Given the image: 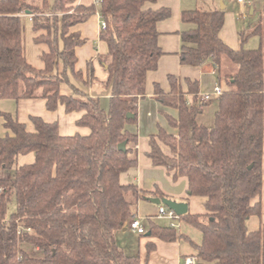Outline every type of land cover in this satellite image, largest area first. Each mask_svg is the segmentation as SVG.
I'll return each instance as SVG.
<instances>
[{
    "label": "trees",
    "instance_id": "1",
    "mask_svg": "<svg viewBox=\"0 0 264 264\" xmlns=\"http://www.w3.org/2000/svg\"><path fill=\"white\" fill-rule=\"evenodd\" d=\"M157 1L97 0L85 6L77 0H0V101L40 99L50 112H82L75 124L89 130L62 136L56 122L31 116L28 131L11 114L0 113L6 130L0 135V264H147V257L125 253L117 234L134 218L140 200L167 198L157 186L144 190L120 181L138 162V136L126 127L137 122L147 74L163 54L156 26L171 12L145 7ZM97 10L106 25L99 39L107 46L101 59L110 90L107 111L68 76L70 71L84 86L95 80L90 64L86 80L75 72V49L85 39L73 29ZM24 15L34 43L47 47L39 56L42 69L23 53ZM180 20L189 26L180 36V65L211 60L222 92L208 127L200 119L205 105L198 103L197 80L168 75L167 92L154 84L153 98L178 113L177 119L167 116L176 133L158 127L147 138L145 155L174 182L185 179L187 197L204 199L203 213L179 217L200 233L201 243L151 220L147 237L187 242L196 264H264V225L247 229L251 217L262 215L264 41L257 50L243 48L247 37L264 34V1L251 31L239 32L238 49L220 37L223 10H186ZM63 84L72 95L60 93ZM28 154L33 161L18 165V157ZM12 199L16 210L7 216ZM145 249L148 256L155 243L148 241Z\"/></svg>",
    "mask_w": 264,
    "mask_h": 264
},
{
    "label": "crops",
    "instance_id": "2",
    "mask_svg": "<svg viewBox=\"0 0 264 264\" xmlns=\"http://www.w3.org/2000/svg\"><path fill=\"white\" fill-rule=\"evenodd\" d=\"M78 4L89 6L91 4L97 5V0H77ZM252 3V2H251ZM249 6V14L252 15L254 12L252 5ZM146 8L159 9L168 8L171 12L169 18L162 20L157 23L158 31V45L162 50L163 54L159 58L158 66L155 71L149 72L146 77V96L140 99L138 102L137 117L139 118V129L140 134H144L146 137L155 134L158 127L163 128L168 133L175 134L176 131L172 129L167 122V116L177 119L178 113L175 109L162 106L157 102L152 94L154 84H158L161 89L165 92L169 90L167 76L174 75L181 80L191 79L197 80L199 83V94L204 92H211L213 88L217 85L215 78V66L211 60H207L199 67L182 66L179 63V51L181 46V32L186 30V24H183L180 20V12L184 10L180 7L176 0H159L153 4L145 5ZM245 7V6H244ZM214 10V9H212ZM250 10L251 13H250ZM102 22L101 16L97 12L92 15L86 22L77 25L73 30L77 31L81 38L85 39V44L75 49V56L77 62L75 65V72H80L83 80L87 78V68L90 64L93 68V74L95 80L89 86H84L81 82L75 80L68 71L69 81L71 85L77 89L85 92L90 97L98 98L100 102V107L107 111L109 106L110 90L106 89L104 86V81L106 80L107 74L101 64V59H103L107 54L106 44L99 39L100 24ZM187 26V25H186ZM224 28V24H223ZM222 28L220 32V37L223 42L232 49H238L235 45V41L232 43L225 37L224 29ZM62 89L60 87V93L63 95H72L71 88L66 85ZM217 105V100L214 102ZM209 105L203 107L201 121H203L206 113L205 109ZM0 113H9L19 122L24 123L28 131H33V126L29 121L31 116L40 117L43 121L47 123L56 122L58 124L59 133L62 136H71L74 134L87 135L89 130L84 127H77L76 121L82 116V112H72L65 113L63 107H59L56 111L50 112L45 108V102L40 99H28V100H1L0 101ZM164 121V122H163ZM3 119L0 117V135H4L6 130L2 127ZM127 130L131 133H136L133 125H127ZM137 134V133H136ZM159 169L152 167L148 162L146 168L144 169V176L142 182L139 183V188L150 190L152 184L161 179L162 175ZM262 189H261V206L262 215L264 214V147H263V158H262ZM165 171V170H164ZM178 181V180H177ZM178 184L175 182V186H169L166 181L162 186L164 188L160 189L164 194L167 195V199L174 202H183L187 204L188 212L191 214H199L204 212L202 209H198L196 205L190 202V198L184 195L186 191L187 184L185 179L179 180ZM204 204V202H203ZM137 206V204H136ZM137 207H135L136 209ZM192 210V211H191ZM136 211H134L135 213ZM262 215L260 217L253 216L247 221V229L249 231L257 230L262 225ZM180 233L188 236L191 234L186 229H182V226L178 227ZM131 236V243L125 245L129 242L126 240L128 236ZM142 236V235H141ZM143 239L136 242L134 234L128 233L123 230L117 234V241L120 247L125 253L131 255H138L141 260L147 257V264H179V260L182 257L192 256L194 251L185 241L177 242H162L155 239H149L147 237V229L145 234H143ZM139 236H137L138 238ZM191 241L199 245L201 243L200 239L197 237L188 236ZM125 239V240H124ZM124 240V241H122ZM148 241H153L155 243V250L152 251L148 256L145 249V244ZM136 246V247H135ZM135 247V248H134ZM129 251V253L127 252Z\"/></svg>",
    "mask_w": 264,
    "mask_h": 264
},
{
    "label": "rangeland",
    "instance_id": "3",
    "mask_svg": "<svg viewBox=\"0 0 264 264\" xmlns=\"http://www.w3.org/2000/svg\"><path fill=\"white\" fill-rule=\"evenodd\" d=\"M176 1L178 5L182 7L184 10L186 9L195 10L196 9V10L206 11V12L212 11V9L214 10L220 9V2H221V0H176ZM263 1L264 0H253L252 1L251 5H252L254 12L251 15L249 14V6L247 4L244 5L245 7L240 8V6L236 3H231L229 0H222V4L223 6H225V9L223 10L224 11V28L223 29H224L225 37L229 41V43H232V41L234 40L235 45L237 46L236 48H238V46L240 45L239 36H238L239 32L245 30L246 33H249L251 29L254 27V25L257 23L258 18L260 16L261 9H262ZM21 26H22L24 56L30 65H32L33 67L37 69H42L43 63L41 59L39 58V56L41 53L47 51V47L43 44L34 43L33 37L35 36V34L32 31L31 23H30L28 16H25V15L22 16ZM184 26L186 29L189 28L188 25L187 26L184 25ZM263 41H264V34L262 35V37L251 35L247 37L246 42L243 44V48L246 50H257L260 46V43ZM61 88L64 89L65 85H61ZM214 102L215 100L212 101L210 104H208L209 106L204 111L206 115L203 119L204 121L203 123L208 127L212 126L213 124V117L216 111V107L215 106L213 107V105H215ZM133 126L138 136V145H137L138 162H137L136 167L130 168L129 170H127L125 173L121 175L120 181L123 184L133 183V184H136L138 187H140L139 183L142 182V178H145L144 169L146 168L149 162L145 155L147 151V146H148L147 145L148 137H146L147 135L145 136L143 133L140 134V132H138L137 130L139 129V118L138 117H137V122L133 124ZM33 158H34L33 154L19 156L17 159V164L21 165L25 163H31L33 161ZM159 170L161 172L162 177L161 179H157V181H155L152 184V188L150 190H152L156 186L159 189L164 188L162 186V184L164 183L163 181H166L168 185L171 187L175 186V182L171 179V177L166 175L164 169H159ZM12 171L13 170H11L10 174L8 175H11ZM181 179L183 178H179L178 181H176V183L178 184V182H180L179 180ZM184 195L186 196V191H184ZM188 198H190V202L193 205H196L198 209H202L203 211V202H204L203 198L197 197V196H191ZM136 207L137 208L134 209V211H136L135 216L136 218L140 220L141 225L144 227L145 230L148 229L149 220L161 226H165V225L169 226V224L171 223V221L166 220L165 218H158V210H159L160 205L152 204L147 200H140L137 203ZM15 210H16V203L12 199L8 205L7 216H9ZM261 222H262V225H264V214L262 215ZM173 223L175 225L182 226V229L184 228L188 230L189 232H191V234H189L188 236L197 237L200 239V233L197 230L183 223L180 219L174 221ZM124 230L127 231L126 229ZM134 236H135L136 242L139 240V238L143 239L144 237L143 235L141 236V235H136V234H134ZM137 236L139 237L137 238ZM130 239H131V236L129 235L126 238V240H129V242L126 243L125 245L128 246V244L131 243ZM127 252L129 253V251ZM31 253L33 254L34 251H31Z\"/></svg>",
    "mask_w": 264,
    "mask_h": 264
},
{
    "label": "built area",
    "instance_id": "4",
    "mask_svg": "<svg viewBox=\"0 0 264 264\" xmlns=\"http://www.w3.org/2000/svg\"><path fill=\"white\" fill-rule=\"evenodd\" d=\"M231 3H236L240 6V8H243L244 5L250 4L253 0H229ZM106 27L105 23L102 21L100 24V30H104ZM221 88L216 85L211 92H204L202 94H198V103L199 104H210L212 101L217 100L218 97L221 95ZM158 218H165L166 220L171 221L169 224L170 227H175L178 229V225H175L173 222L179 219V216H177L174 211L168 209L167 207L160 205L158 210ZM125 229L136 235H143L145 234V229L141 225V222L136 216L132 218L125 226ZM183 264H196V258L194 256H187L183 260Z\"/></svg>",
    "mask_w": 264,
    "mask_h": 264
},
{
    "label": "water",
    "instance_id": "5",
    "mask_svg": "<svg viewBox=\"0 0 264 264\" xmlns=\"http://www.w3.org/2000/svg\"><path fill=\"white\" fill-rule=\"evenodd\" d=\"M225 9V6H223L222 4V0L220 2V10H224ZM252 10H250V13H251ZM26 15H28V13H26ZM119 150H124V146L123 144L119 145L118 147ZM147 201H149L150 203L152 204H155V205H163L165 207H167L168 209L174 211V213L177 215V216H183L184 214H186L188 212V207H187V204L186 203H183V202H174V201H171L167 198H147L146 199ZM179 264H183V260L180 259L179 260Z\"/></svg>",
    "mask_w": 264,
    "mask_h": 264
}]
</instances>
